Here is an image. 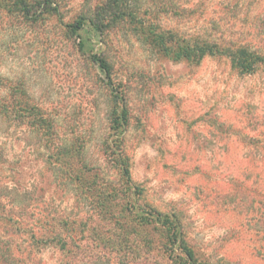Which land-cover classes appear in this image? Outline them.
Masks as SVG:
<instances>
[{
	"label": "rangeland",
	"instance_id": "obj_1",
	"mask_svg": "<svg viewBox=\"0 0 264 264\" xmlns=\"http://www.w3.org/2000/svg\"><path fill=\"white\" fill-rule=\"evenodd\" d=\"M176 1L187 13L162 14L166 29L264 51V0ZM64 2L63 20L38 24L0 11L1 92L18 84L15 97L57 124L49 150L32 127L0 125V264H175L171 231L143 220L150 213L176 218L204 264H264V65L244 73L225 56L179 60L129 25L88 34L84 52L62 23L86 0ZM90 49L108 60L111 78ZM115 95L129 114L127 179L121 157L105 151ZM73 141L82 186L49 163ZM32 232L46 244H29ZM55 233L71 245L59 247Z\"/></svg>",
	"mask_w": 264,
	"mask_h": 264
},
{
	"label": "trees",
	"instance_id": "obj_2",
	"mask_svg": "<svg viewBox=\"0 0 264 264\" xmlns=\"http://www.w3.org/2000/svg\"><path fill=\"white\" fill-rule=\"evenodd\" d=\"M67 10L64 0H0V11L33 24L44 23L54 17L63 20ZM187 10L176 0H86L76 15L62 24L68 34L72 33L79 38L78 46L84 52L88 50L91 43V37L88 34L103 36L117 26L129 25L142 43L148 44L150 48L160 52L174 53L179 60L198 63L205 57L225 56L229 58L233 67L244 73H254L264 65V51L259 47L237 44L235 41L227 42L213 37L188 38L177 31L166 29L159 22L162 14L163 16L181 17L187 13ZM89 52V59L98 65L108 78H111V65L104 55L92 49ZM1 79L0 77V81ZM1 84L0 82V88ZM18 89V84H9V93L6 94L2 93L0 89V125L5 124L9 128L20 124L25 125L26 128L32 127L41 148L49 150L52 147L50 140L57 135L56 121L48 116L47 112L39 105L25 103L15 97L12 92L19 91ZM119 96L115 95V100L112 101L107 112L108 125L114 139L107 143L105 151L111 150L113 154L117 153L121 157L116 160L120 164L123 177L127 179L129 164L128 157L123 150V135L129 121V114L124 98ZM80 153L81 147L73 141L65 147H59L56 159L49 162L56 168H64L67 180L73 185L77 182L81 184L80 181L83 178L79 175V161L77 160ZM3 158L4 154L0 152V162L3 161ZM90 171L91 169L86 167V172ZM124 187L132 192L130 181H127ZM91 189L94 191V188ZM6 218L0 212V220ZM142 218L147 223L162 222L171 231L170 242L173 245L171 256L175 264H204L188 246L176 218L167 216L166 220H163L159 214L155 213H150ZM62 224L68 228V224ZM32 236L29 244L37 246L46 244L44 235L39 236L32 232ZM54 239L59 247L66 248L71 245L60 233H55L53 239L50 240ZM19 261L23 264L22 258Z\"/></svg>",
	"mask_w": 264,
	"mask_h": 264
}]
</instances>
